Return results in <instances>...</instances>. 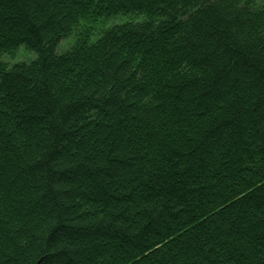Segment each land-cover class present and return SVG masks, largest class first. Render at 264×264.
<instances>
[{
    "label": "trees",
    "instance_id": "obj_1",
    "mask_svg": "<svg viewBox=\"0 0 264 264\" xmlns=\"http://www.w3.org/2000/svg\"><path fill=\"white\" fill-rule=\"evenodd\" d=\"M0 264H264V0H0Z\"/></svg>",
    "mask_w": 264,
    "mask_h": 264
},
{
    "label": "rangeland",
    "instance_id": "obj_2",
    "mask_svg": "<svg viewBox=\"0 0 264 264\" xmlns=\"http://www.w3.org/2000/svg\"><path fill=\"white\" fill-rule=\"evenodd\" d=\"M125 19H127V18H120V22H124L125 21ZM112 22L110 21L109 23H108V25H110ZM68 44H69V40H67V41H65V42H62L61 43V45H60V48H59V51L61 50H64L67 46H68ZM21 49V48H20ZM31 57V55L30 54H26V53H24V52H22V51H18V53L15 55V57H14V59L15 60H11V59H5V61H7V62H13V61H18V60H26V59H28V58H30ZM34 57V55H32V58Z\"/></svg>",
    "mask_w": 264,
    "mask_h": 264
}]
</instances>
